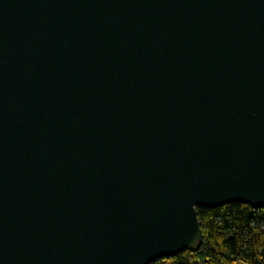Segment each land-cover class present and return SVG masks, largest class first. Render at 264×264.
<instances>
[{
    "label": "water",
    "instance_id": "1",
    "mask_svg": "<svg viewBox=\"0 0 264 264\" xmlns=\"http://www.w3.org/2000/svg\"><path fill=\"white\" fill-rule=\"evenodd\" d=\"M232 203L264 208V0H0V264H151Z\"/></svg>",
    "mask_w": 264,
    "mask_h": 264
},
{
    "label": "trees",
    "instance_id": "2",
    "mask_svg": "<svg viewBox=\"0 0 264 264\" xmlns=\"http://www.w3.org/2000/svg\"><path fill=\"white\" fill-rule=\"evenodd\" d=\"M197 217L199 247L151 264H264V208L244 203L199 207Z\"/></svg>",
    "mask_w": 264,
    "mask_h": 264
}]
</instances>
